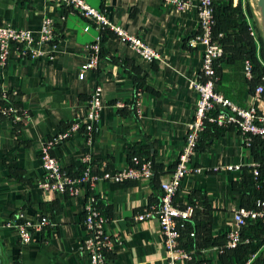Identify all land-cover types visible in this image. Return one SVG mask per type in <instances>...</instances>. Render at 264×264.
Returning a JSON list of instances; mask_svg holds the SVG:
<instances>
[{
    "label": "crops",
    "instance_id": "0c3cea01",
    "mask_svg": "<svg viewBox=\"0 0 264 264\" xmlns=\"http://www.w3.org/2000/svg\"><path fill=\"white\" fill-rule=\"evenodd\" d=\"M84 2L155 49L161 60L144 61L113 32L99 31L55 0H0V25L36 32L42 20L49 18L57 36L51 60L21 59L11 46L5 66L0 67V93H6L8 103L29 113L21 125L0 116V264H90L81 253L88 198H95L107 220L104 228L111 237L107 264H167L157 222L138 223L133 218L158 200L160 179L173 170L186 126L193 118L197 94L190 82L201 66L203 48L190 47L189 41L199 30V0H188L190 6L184 11H178L171 0ZM238 2L214 0L219 7L229 3L235 7ZM250 6L255 23L248 21V26L257 31L256 11ZM98 37V68L79 80L80 69L90 58L88 46ZM223 48L215 90L246 108L251 93L243 60L229 51L228 44ZM42 49L46 52L48 47ZM98 85L103 90V108L92 147L89 149L80 132L74 133L53 149V155L68 174H77L81 155L90 150L94 170L100 174L125 168L135 152L153 163L154 178L84 186L75 195L41 190V144L86 117L87 101ZM137 92L138 114L132 106ZM117 104L124 105L123 111ZM203 133L204 148L194 152L190 163L203 172L189 174L176 197L177 202L196 208L189 220L196 238L184 236L182 242L193 253L190 264H223L228 251L221 248L232 227V211L248 203L245 189L240 187L243 175L251 173L255 161L234 128L218 135L210 130ZM229 166L239 169L228 170ZM18 213L30 221L45 217L50 225L34 234L35 242L21 246L15 228L6 226Z\"/></svg>",
    "mask_w": 264,
    "mask_h": 264
},
{
    "label": "built area",
    "instance_id": "2783aa9c",
    "mask_svg": "<svg viewBox=\"0 0 264 264\" xmlns=\"http://www.w3.org/2000/svg\"><path fill=\"white\" fill-rule=\"evenodd\" d=\"M59 5L72 9L84 19L93 24L99 31L109 30L116 38L141 59L151 63L160 61L157 51L136 36L127 34L120 26L111 24L106 16L98 9L92 8L84 0H55ZM178 11L187 10L190 6L188 0H171ZM214 0H199L197 13L199 17V30L189 41L190 47L200 45L203 48L202 62L195 79L190 82V88L197 94L193 118L185 129L184 145L179 153L173 170L159 182L160 195L156 203L145 207L134 215V221H156L161 233L162 247L165 252L167 264H190L193 253L184 248L182 231L186 223L192 218L195 206L182 204L176 201L183 180L189 174H200L201 168H191L192 155L197 150L198 142L206 130L207 124L215 125L220 129L234 128L243 146L251 148L255 140L264 143V76L259 82L251 86L255 75L253 64L247 58L243 60V74L250 87V104L240 107L223 97L215 90L218 80L217 65L224 56L221 44L224 34H214L216 21L214 18ZM64 19V18H63ZM259 21V19H258ZM88 30V26L84 31ZM250 37L256 43V56L259 58V45L257 33L252 26L248 28ZM57 36L53 20L45 18L40 28L31 30L15 29L7 24L0 25V67H4L11 46L17 48L21 59H34L37 57L53 58ZM47 46L46 52L42 49ZM89 61L84 64L78 75L83 80L85 73L98 68L101 54L100 37L88 46ZM264 67V63L259 60ZM103 90L95 86L87 101L86 117L74 122L64 133H59L41 144L40 162L43 176L38 182V187L55 195H75L84 186L92 187L98 183L120 185L126 182L151 181L155 176L153 163L138 154L131 155L125 168L115 171L96 173L92 164L90 150L80 157V170L77 174H68L53 155V149L69 140L74 133H81L89 149L93 145L96 132V123L99 113L103 108ZM139 92L133 99L132 106L139 110ZM123 104H117L122 109ZM0 116L6 117L14 125H21L29 118V113L13 104L8 103L5 92L0 93ZM259 162L251 166L253 180L257 184L259 177ZM228 170H238V167L229 166ZM232 227L225 236L222 250L231 251L240 245L252 242L250 237L244 236L243 231L252 223L264 224V201L257 200L251 208L238 207L232 211ZM106 218L98 208L95 198H88L84 205L82 227L84 237L81 253L88 257L90 264H107V254L110 252L111 237L104 226ZM50 222L41 217L37 221L23 218L21 213L15 215L11 226L17 233V241L21 246L32 244L34 234L41 232ZM189 237H194L191 232Z\"/></svg>",
    "mask_w": 264,
    "mask_h": 264
},
{
    "label": "trees",
    "instance_id": "16d2710c",
    "mask_svg": "<svg viewBox=\"0 0 264 264\" xmlns=\"http://www.w3.org/2000/svg\"><path fill=\"white\" fill-rule=\"evenodd\" d=\"M214 18L216 25L214 28V34L223 33L224 38L221 41L222 46L228 44L229 51L233 50V54L244 60L249 59L253 64V72L255 75L254 80L250 83L252 88L255 86L260 78L264 76V67L261 65V60L264 63V43L260 30L257 28V42L259 45V58L256 56V43L250 37L248 31V21H253L252 8L248 2L245 4L239 0L237 6L232 7V3H229L226 7H214ZM256 21V20H255ZM257 23V21H256ZM232 47V48H231ZM231 48V49H230ZM224 49V48H223ZM227 50L225 49V52ZM123 111V109H121ZM211 131L218 135L224 131V129L217 128L215 125L207 124L205 131ZM204 134V133H203ZM202 134V135H203ZM202 136L199 140L197 149H202L201 145ZM251 152L255 162L260 163L259 177L257 184L253 180L252 173H244L243 181L240 187L245 189L244 196H248L247 204L241 205L244 208H251L257 201H264V143L261 140H255L251 146ZM133 152L131 155H135ZM130 155V156H131ZM244 191V190H243ZM193 232L194 237L190 238L189 234ZM244 236L250 237L252 242L247 245H240L237 249L226 252V256L223 258V264H244L248 255L255 254L256 261L254 264H264V224L252 223L244 231ZM182 237L186 236L191 240L196 238L197 232L194 228L190 227L189 222L186 223L185 230L182 231ZM185 249H189L188 243H183ZM190 251V250H188Z\"/></svg>",
    "mask_w": 264,
    "mask_h": 264
},
{
    "label": "water",
    "instance_id": "95a60500",
    "mask_svg": "<svg viewBox=\"0 0 264 264\" xmlns=\"http://www.w3.org/2000/svg\"><path fill=\"white\" fill-rule=\"evenodd\" d=\"M257 9L260 13V32L262 35V40L264 43V0H258L257 2Z\"/></svg>",
    "mask_w": 264,
    "mask_h": 264
},
{
    "label": "rangeland",
    "instance_id": "374dc122",
    "mask_svg": "<svg viewBox=\"0 0 264 264\" xmlns=\"http://www.w3.org/2000/svg\"><path fill=\"white\" fill-rule=\"evenodd\" d=\"M245 2H248L250 5H252L256 11V18H257V12H258V9H257V0H245ZM258 20V18H257ZM258 28H259V21H258ZM256 31V30H255ZM263 250H264V246H263ZM256 257H255V254L251 253L248 255V258L245 260V263L244 264H254L253 262H255L256 260ZM255 260V261H254Z\"/></svg>",
    "mask_w": 264,
    "mask_h": 264
},
{
    "label": "bare ground",
    "instance_id": "6f19581e",
    "mask_svg": "<svg viewBox=\"0 0 264 264\" xmlns=\"http://www.w3.org/2000/svg\"><path fill=\"white\" fill-rule=\"evenodd\" d=\"M257 2H258V0H257ZM257 18H258L259 21H260V13H259V11L257 12Z\"/></svg>",
    "mask_w": 264,
    "mask_h": 264
}]
</instances>
